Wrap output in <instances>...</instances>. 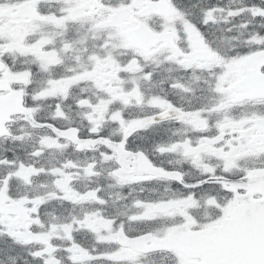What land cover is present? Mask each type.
Here are the masks:
<instances>
[{"label":"snow or ice","instance_id":"obj_1","mask_svg":"<svg viewBox=\"0 0 264 264\" xmlns=\"http://www.w3.org/2000/svg\"><path fill=\"white\" fill-rule=\"evenodd\" d=\"M0 264H264V0H0Z\"/></svg>","mask_w":264,"mask_h":264}]
</instances>
